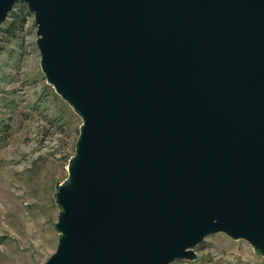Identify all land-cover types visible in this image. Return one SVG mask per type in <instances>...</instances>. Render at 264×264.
<instances>
[{
  "label": "water",
  "instance_id": "95a60500",
  "mask_svg": "<svg viewBox=\"0 0 264 264\" xmlns=\"http://www.w3.org/2000/svg\"><path fill=\"white\" fill-rule=\"evenodd\" d=\"M82 118L45 264H172L209 235L264 255V0H0Z\"/></svg>",
  "mask_w": 264,
  "mask_h": 264
},
{
  "label": "rangeland",
  "instance_id": "374dc122",
  "mask_svg": "<svg viewBox=\"0 0 264 264\" xmlns=\"http://www.w3.org/2000/svg\"><path fill=\"white\" fill-rule=\"evenodd\" d=\"M37 38L34 14L18 38L0 31V264H45L56 251L58 187L83 122L47 82ZM196 252L172 264H264L249 242L224 233Z\"/></svg>",
  "mask_w": 264,
  "mask_h": 264
},
{
  "label": "trees",
  "instance_id": "16d2710c",
  "mask_svg": "<svg viewBox=\"0 0 264 264\" xmlns=\"http://www.w3.org/2000/svg\"><path fill=\"white\" fill-rule=\"evenodd\" d=\"M18 3L20 5L14 6L7 21L0 27V31H4L9 39L18 38L20 31L24 29L29 18L33 15L26 3L22 1Z\"/></svg>",
  "mask_w": 264,
  "mask_h": 264
},
{
  "label": "built area",
  "instance_id": "2783aa9c",
  "mask_svg": "<svg viewBox=\"0 0 264 264\" xmlns=\"http://www.w3.org/2000/svg\"><path fill=\"white\" fill-rule=\"evenodd\" d=\"M235 253H236V252H235ZM235 253H232L231 255H232V256H234V255H235ZM236 264H242V263H236Z\"/></svg>",
  "mask_w": 264,
  "mask_h": 264
},
{
  "label": "bare ground",
  "instance_id": "6f19581e",
  "mask_svg": "<svg viewBox=\"0 0 264 264\" xmlns=\"http://www.w3.org/2000/svg\"><path fill=\"white\" fill-rule=\"evenodd\" d=\"M18 3V2H17Z\"/></svg>",
  "mask_w": 264,
  "mask_h": 264
}]
</instances>
